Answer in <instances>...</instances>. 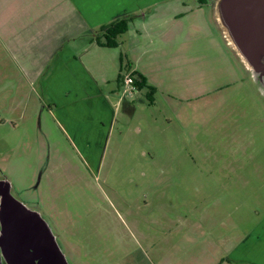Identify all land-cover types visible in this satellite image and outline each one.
I'll return each instance as SVG.
<instances>
[{
  "label": "rangeland",
  "instance_id": "obj_1",
  "mask_svg": "<svg viewBox=\"0 0 264 264\" xmlns=\"http://www.w3.org/2000/svg\"><path fill=\"white\" fill-rule=\"evenodd\" d=\"M187 1L195 11L177 23L200 22L206 28L191 31L192 41H198L188 46L190 63L163 68L165 94L155 95V105L145 90L134 97L117 91L120 56L127 54L124 46L91 42L100 27L89 21L71 26L68 9L60 15L61 27L47 25L56 21V9L33 15L32 25H26L30 16L24 15L16 23L20 27L6 19L8 11L3 21L0 15L3 26H18L16 39H10L12 28H0V180L9 181L11 194L41 213L70 264H214L222 254L212 257L215 250L206 237L224 231L221 206L246 233L264 217V187L256 193L264 174L244 176L253 184L247 189L234 173L264 169V88L223 38L214 20L215 0ZM195 4L202 6L198 20L192 15ZM212 34L219 44L210 43ZM64 43L108 99L119 102L109 140L90 141L91 150L89 143L75 142L74 124L57 114L49 103L56 96L48 91L55 83L68 87L71 81L87 88L91 80L65 63L44 86L57 55L51 56ZM188 82L190 93L181 90V83ZM185 95L191 98L182 100ZM129 105L136 107L133 114L126 111ZM172 106L190 120L186 132ZM87 123L94 131L102 126ZM218 199L224 204L219 208ZM210 209L208 220L205 211ZM196 222L203 227L201 235L193 233ZM190 227L191 247L185 238Z\"/></svg>",
  "mask_w": 264,
  "mask_h": 264
},
{
  "label": "crops",
  "instance_id": "obj_2",
  "mask_svg": "<svg viewBox=\"0 0 264 264\" xmlns=\"http://www.w3.org/2000/svg\"><path fill=\"white\" fill-rule=\"evenodd\" d=\"M1 1L2 0H0V3ZM174 4L179 7L171 8ZM188 4L187 0H3L2 5H5L6 7L0 6V15L2 13L3 21L5 15L3 13L8 11L6 19L8 18V21L9 19H13L15 25H18L16 23L20 21L18 18H22L24 15H29V18L27 16L28 19L26 22L28 21V23H26V25L29 23L32 25L34 20L37 19V13L42 17V14L48 15L52 10L56 9L58 14L56 21H49L50 23L47 25L51 24V26L54 27L56 23V27H61L60 22L62 23L64 18H60V15L64 9H68L66 13V15H68L66 22L68 21L71 26H86L88 24L87 21H89V24L93 25L95 29H99L100 27V35H97L92 39L93 41H91L96 42L98 45L99 43L97 39H102L103 37L101 31L103 25L116 18L128 15L135 16L134 19L130 21L128 31L119 38V46H124L127 56H124L123 54L120 56L118 75L122 74L124 69L132 70L133 73L138 72L144 75L148 83L156 87L155 95H157L158 92L159 94H165V88L163 86L166 80L163 77L165 72L163 68H169L170 66L176 67L177 65L186 62L190 63L192 61L191 56L186 54L188 46L190 47L192 43L198 41H192L191 31L193 29H201L204 31L206 28V26L200 22L189 24L187 27L182 23H177L184 19L185 15L194 13L195 6L193 5L192 7H189ZM195 5L198 7V10L192 15L195 16V20H198L196 19L197 13L202 6L198 4ZM184 8H187V10H184ZM33 15L36 16L33 18ZM8 21L5 22L9 23ZM46 21L48 22V18ZM18 26H14L13 24L11 27L9 25L6 26L5 24L3 26L2 22H0V28L4 30L12 28L9 31L11 32L10 39L14 35L16 39ZM25 27L27 26H24V28ZM212 36L215 37L213 34ZM210 43L216 45L220 43V40L215 37L211 39ZM67 45L68 44L64 43V45L61 46H64L65 48H61L60 51L52 54L51 57L57 55L54 59L55 65L47 70L43 79L44 86L48 79L53 78L54 69L56 68L57 71L60 70L65 63L72 64L71 66L82 78L84 77L91 80L89 87L87 88H83L79 82L75 83L73 81L68 84V87H65L64 85L60 87L59 83L54 84L56 87H48V91L50 90L51 95H55L57 99L56 102H52L51 99L49 103L55 104V111L64 122L74 124L72 127V134L75 142L82 143L84 147L89 143L90 146L87 148L91 150L92 147H95L92 145L94 140H97L98 142L101 140L104 141L105 139L107 141L109 140V130H111L110 127L115 120L119 102L115 104V102L108 99L103 90L98 86L95 79H92L89 76L88 68L82 63L81 58H79L76 52ZM47 48L48 45L46 44V49ZM169 52H173L172 56L168 54ZM121 57H123V61H121ZM117 80V91H119L121 89V80L118 77ZM175 80H178V77H176ZM229 84H231V82L224 83L220 85L219 88H223ZM181 87L183 92H192L190 82H188V84L181 83ZM142 90H145L147 94L146 88L138 89L137 92ZM167 94H170V97L173 95V93ZM132 96L134 97L135 93ZM181 98L184 100L191 97H186L185 95ZM154 102L150 103V105H155L156 103ZM130 107L132 108L129 109ZM99 108L102 110L101 113H98L97 111ZM126 108V111L131 112L132 114L136 110V107L133 105H129ZM172 109L173 113L179 117V122L186 132L187 122H190V120L185 115V111L181 110V108H175L174 106H172ZM87 120L89 122H95L96 124L102 122V126L98 127L96 131L91 130ZM90 141H92V143ZM221 171L223 170L221 169ZM207 173L211 174L209 171ZM234 173L240 176V181L246 183L248 185L247 189H250L253 187V184H251V177H243L247 176L248 173L253 176L262 175L264 174V169H246V172H241V169H239ZM227 187H230V185H227ZM263 187L264 185L259 188L256 187V193ZM152 188L153 187L150 189ZM252 197L254 196L251 193L250 198ZM217 203L216 207L218 206V208L221 205H224L220 199L217 200ZM256 204L257 208H255V212L258 215L261 213L257 210L259 204ZM214 207L215 206H213V209ZM221 208L223 214L221 218V226L224 228V231L218 232L215 236L212 233L210 236L206 237V243L210 245L212 250H215L212 257H216V253L222 254L221 257H218L215 260L214 264H219L220 262H228L230 264H239V262L264 264V217L253 225L251 231L246 233V231H242V229L238 227L233 213L230 214L223 206H221ZM210 214H213L212 209L205 211L208 220L212 219ZM202 230V225H199V223L196 222L193 233L201 235ZM208 233L209 231H206L205 236L208 235ZM191 237L192 231L190 227V232L185 234L186 240L189 238L188 246L190 247L192 243L190 239ZM219 244L222 245L221 250H218ZM257 248H259V250ZM184 250L187 251V242ZM189 254L191 255L190 251ZM189 260L191 261L190 257Z\"/></svg>",
  "mask_w": 264,
  "mask_h": 264
},
{
  "label": "water",
  "instance_id": "obj_3",
  "mask_svg": "<svg viewBox=\"0 0 264 264\" xmlns=\"http://www.w3.org/2000/svg\"><path fill=\"white\" fill-rule=\"evenodd\" d=\"M214 20L245 69L264 88V0H215ZM0 264H70L41 213L0 180Z\"/></svg>",
  "mask_w": 264,
  "mask_h": 264
},
{
  "label": "trees",
  "instance_id": "obj_4",
  "mask_svg": "<svg viewBox=\"0 0 264 264\" xmlns=\"http://www.w3.org/2000/svg\"><path fill=\"white\" fill-rule=\"evenodd\" d=\"M206 0H201L204 4L208 3L205 2ZM135 16L128 15L120 18H116L115 20L105 24L102 26V39H97L99 45L107 46V47H118L120 45V36L126 33L129 29V24ZM121 61H123V57H121ZM134 76L136 77V84L138 85L139 89L146 88L148 100L150 103H153L155 100L156 94V87L149 84L146 77L138 72H134ZM118 78L122 79V74L118 75Z\"/></svg>",
  "mask_w": 264,
  "mask_h": 264
},
{
  "label": "built area",
  "instance_id": "obj_5",
  "mask_svg": "<svg viewBox=\"0 0 264 264\" xmlns=\"http://www.w3.org/2000/svg\"><path fill=\"white\" fill-rule=\"evenodd\" d=\"M121 89H123V95L125 96L127 94L132 96L139 89L132 70L124 69L122 72Z\"/></svg>",
  "mask_w": 264,
  "mask_h": 264
},
{
  "label": "flooded vegetation",
  "instance_id": "obj_6",
  "mask_svg": "<svg viewBox=\"0 0 264 264\" xmlns=\"http://www.w3.org/2000/svg\"><path fill=\"white\" fill-rule=\"evenodd\" d=\"M2 180H4V179H2Z\"/></svg>",
  "mask_w": 264,
  "mask_h": 264
}]
</instances>
